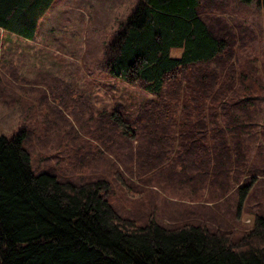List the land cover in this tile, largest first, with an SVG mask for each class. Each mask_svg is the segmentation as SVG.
Masks as SVG:
<instances>
[{
  "label": "trees",
  "instance_id": "16d2710c",
  "mask_svg": "<svg viewBox=\"0 0 264 264\" xmlns=\"http://www.w3.org/2000/svg\"><path fill=\"white\" fill-rule=\"evenodd\" d=\"M51 1L0 0V26L32 38ZM208 6L138 0L118 24L101 66L152 96L133 115L0 55V102L41 128L0 135V264H264V167L246 157L261 83L231 63L244 28ZM64 157L67 171L40 165Z\"/></svg>",
  "mask_w": 264,
  "mask_h": 264
},
{
  "label": "rangeland",
  "instance_id": "374dc122",
  "mask_svg": "<svg viewBox=\"0 0 264 264\" xmlns=\"http://www.w3.org/2000/svg\"><path fill=\"white\" fill-rule=\"evenodd\" d=\"M203 1H210L219 8L208 6L202 13L222 18L233 32L243 27L246 33L244 45L241 48L235 47L232 51L234 59L231 63L239 67L246 60L252 61L256 76L261 83V87L255 89L257 100L249 108V114L255 119L256 126L253 128L251 141L247 142L246 157L247 162L252 165L264 167V7L258 8L255 0L248 4H239L236 0ZM137 2L138 0H53L45 15L47 17L45 21L51 24L49 28L47 25L45 27L53 31L50 36L53 34L56 39L47 49L57 51L55 47L68 44L72 46L74 54L80 55V57L71 55L70 58L61 59L70 64L68 66L70 70H64L65 64L61 65L59 60H54V63L64 70V72H56V75L74 87L83 99L90 102L94 110L108 109L119 104L124 111L133 115L141 104L152 98L138 86L111 78L101 66L103 51L111 41L114 30L133 10ZM15 47L20 51L19 54L15 53ZM12 49L14 54L6 59L17 62L20 70L18 71L30 77L33 73L27 72L30 69L28 52L23 51L24 48L20 44L13 45ZM178 54L179 49L170 51L171 56L175 57ZM6 56L8 57L7 54ZM223 118L220 115L218 120L221 121ZM22 126L32 128L37 134L41 129L36 121L30 119L20 121L16 106L6 107L0 102V135L9 137ZM48 161L43 164L40 162V165L57 167L56 169L64 171L69 169V160L66 157L58 164L51 159ZM259 184L261 183L257 182L254 186ZM254 195L247 196L245 207L253 205ZM122 203L126 208L129 206L123 199ZM203 205L211 206L208 202ZM245 207L243 205L240 207L238 221L242 225L249 226L252 217L246 213ZM230 208L232 209L231 206ZM217 211L219 213L225 211L224 206H219Z\"/></svg>",
  "mask_w": 264,
  "mask_h": 264
},
{
  "label": "crops",
  "instance_id": "0c3cea01",
  "mask_svg": "<svg viewBox=\"0 0 264 264\" xmlns=\"http://www.w3.org/2000/svg\"><path fill=\"white\" fill-rule=\"evenodd\" d=\"M52 2L53 0L51 1V3ZM51 3L47 6L45 11L36 18L35 23L33 24V29L31 31L33 35L32 38H25L23 36H20L17 31L9 30L4 28L3 26H0V55L4 58H11V55L14 54V50L12 49L13 45L16 46L20 44L24 48L23 51L25 50L28 52V57L30 60V63H28L30 67V69L27 71L28 73H33L37 69H43L53 74H57L60 71L64 72V70H70L68 67L70 64L66 61H61V59L69 57L71 55L77 57L78 55L73 53L72 46L68 44L55 47V49L61 50V52H59L58 50L57 52L56 50L47 49L53 42L56 41L53 34L52 36H50L52 30L49 31L45 27V25H47L48 28L49 26H51L48 21H45L47 18L45 17V15ZM19 52L20 51H18V49L15 47V53L19 54ZM6 54L8 55V57L6 56ZM78 57H80V55H78ZM54 60H59V63H61V65L65 64L66 68L64 70L60 69V66H57L54 63ZM14 64L19 70V64L17 62H15Z\"/></svg>",
  "mask_w": 264,
  "mask_h": 264
}]
</instances>
